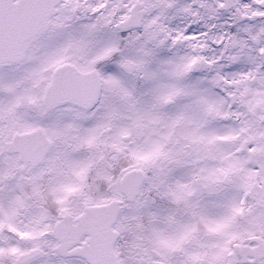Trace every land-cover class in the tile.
Returning a JSON list of instances; mask_svg holds the SVG:
<instances>
[{
	"label": "snow or ice",
	"instance_id": "snow-or-ice-1",
	"mask_svg": "<svg viewBox=\"0 0 264 264\" xmlns=\"http://www.w3.org/2000/svg\"><path fill=\"white\" fill-rule=\"evenodd\" d=\"M0 264H264V0H0Z\"/></svg>",
	"mask_w": 264,
	"mask_h": 264
}]
</instances>
